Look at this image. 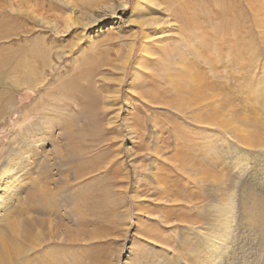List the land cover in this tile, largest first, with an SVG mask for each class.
Wrapping results in <instances>:
<instances>
[{
    "label": "rangeland",
    "instance_id": "rangeland-1",
    "mask_svg": "<svg viewBox=\"0 0 264 264\" xmlns=\"http://www.w3.org/2000/svg\"><path fill=\"white\" fill-rule=\"evenodd\" d=\"M124 1L0 0V163L6 155L21 152L22 142L24 150L38 149L35 182L28 179L26 188L34 189L35 183L54 198L45 201L43 210L26 199L21 203L20 222L34 216L56 223V228H47L48 219L44 221L41 245L29 247L33 243L19 238L18 246L25 252L10 258V264H264V210L259 207L263 204L264 209V0H173L188 16V40L197 37L192 28L201 21L213 51L209 61L200 60L197 66L211 84L232 95L240 114L256 119L254 143L244 141L232 128L196 124L173 108L159 110L147 103L150 115H145L139 99L127 92V83L136 69L132 65L142 39L137 20L150 6L146 0ZM84 13L98 18L97 22L78 24ZM68 15L73 20L66 24L63 19ZM107 32L117 38L107 40ZM169 35L158 38L152 52H161L158 44ZM199 40L191 47V57L204 44ZM124 41L131 46L119 48ZM130 49L125 68H116L119 53L126 56ZM236 54L243 59L237 67ZM146 57L150 66L159 65L158 54ZM213 61L216 73L211 70ZM83 69H95L94 94L99 90L109 96L102 104L108 111L97 110L94 122L85 110L83 116L76 115L80 104L86 105L78 91L84 80L77 76ZM68 76L74 80L66 81ZM73 99L78 106L68 108ZM135 105L145 119L143 140L134 131L130 134L123 121V117L132 120ZM153 112L156 125L162 126L161 140L156 139L162 158L150 174L156 143L148 137L157 131L149 122ZM95 124L101 126L94 131ZM65 128L78 130L74 144L68 142ZM56 142L59 153H55ZM76 148L84 151L80 161ZM194 151L195 163L214 174L223 172L232 186L217 192L213 180L197 182L177 161L166 159L172 153L184 157ZM155 178H160L159 184ZM226 212L233 215L227 226ZM195 216L201 220L200 227L190 224ZM224 229L228 240L220 245L216 235ZM0 260L8 261L5 254H0Z\"/></svg>",
    "mask_w": 264,
    "mask_h": 264
},
{
    "label": "bare ground",
    "instance_id": "bare-ground-1",
    "mask_svg": "<svg viewBox=\"0 0 264 264\" xmlns=\"http://www.w3.org/2000/svg\"><path fill=\"white\" fill-rule=\"evenodd\" d=\"M146 1H147V4H149V6L150 7L152 6L153 8L149 7L150 9L148 8L146 10L145 15L139 20H137V23L141 25L140 28H142L140 30L142 39H141L140 49L138 52L137 59L135 63L132 65V67L134 66L136 69L132 70L131 76L129 75L130 79L127 83L128 84L127 92L131 93L132 95H135L136 96L135 99H139L140 105L142 107L141 109H143L146 116L150 115L147 112L148 111L147 103H153V106L156 108H159V110L162 108H165L168 110L169 108H173L180 115L184 114L185 116H187L188 120L195 122L196 124L198 123L202 126L213 125V126H216L218 129H224V130L232 128L235 132H237L241 136V138L244 141L248 143H254L255 139L253 140V136H254L253 131L255 130H253V125H256V119H253V117L248 114H242V113L240 114V112L236 110L233 104L234 99L232 95L225 89L219 88L218 86L211 84L207 80V76L204 73V71L201 69V67L197 66V62L200 60L203 61L205 59L204 62L209 61V59L211 58L210 52L213 51V49L209 48L210 46H208L206 36L203 33V29H201L202 28L201 27L202 25L200 23L201 21L200 22H198L199 20L196 21L195 26H193L194 28L192 29L197 31L196 32L197 37L195 36V38L200 39L199 44L202 45V43H204L207 46L204 44L201 47L197 46L198 48L194 49L195 56L191 57L192 56L190 54L191 47L197 41L195 38H192V37H190V40H188L189 30L186 25L187 20H185L187 19L188 16H185L183 13H181L182 11L181 12L179 11V9L177 8V5L174 3L173 0H146ZM249 5L252 9V4H249ZM179 6H181V4H179ZM163 13L166 14L165 15L167 16L166 18L161 16V14ZM229 16H230L229 19H232L233 21L237 22V18L234 15H232L233 17H231V15ZM71 19H72L71 16L68 15L63 20L67 24L66 20H71ZM78 20H79L78 24H81L83 26H90V25L95 24L98 18H95L88 13H84L82 18ZM184 20H185V23H184ZM109 28L111 29L113 28V26L109 25ZM101 29L102 28H100L99 30ZM158 31L160 32V36H158ZM171 31H172L171 33L172 35H169L170 34L169 32ZM101 34L103 36V31L101 32ZM165 35H169L170 37L167 40L165 39L164 41H162L160 44L156 43L158 44V48L161 52H159L158 50L157 51L159 53L152 52V48H154L153 47L154 42L157 41L158 38L159 40H162L160 38ZM110 36L111 35H108V32H107V36H106L107 40L117 38L113 36H111L112 38H110ZM90 37L96 38L95 35L90 36ZM185 38L187 39V41L191 42V44L189 45L186 44L187 42H185L184 40ZM171 39L175 43H173ZM102 40H105V36H104V39ZM167 41H168L169 46L166 47L165 43ZM236 42L238 43V41ZM128 44L130 43L124 41V43H120L119 48H126L128 47ZM200 50L202 51V53ZM214 51L217 52L218 50H215L214 48ZM151 53L158 54L157 62H159V65L150 66L148 64L146 56ZM129 55L132 56L131 49L129 50L126 56L119 53L118 58H116V60L119 59L117 60L118 63L116 64V68L118 69L119 67L121 69L125 68V63ZM240 59L241 58L239 55L237 54L234 55V60H235L234 64L236 65V67H237V64H240L239 63ZM241 60L243 61V59ZM94 70L95 69H90V70L83 69L79 71V74L77 77H81L84 80V82L83 84L81 82V84L79 85L80 87L78 91L80 92L81 99H83V101L86 102V105L84 106L80 104L81 110H79L78 113L77 111L75 113L73 111L71 112V114L77 113L76 115L79 116L82 114L84 115V110H85L88 113V115L86 114L85 116L88 117L91 122L95 121L94 114L97 110H101L102 114L104 113V111H108V108H106L102 104L105 103L103 102V99H107V97L109 98V96H107L108 94L104 93L105 91H102L103 93H101L98 90L96 91L98 94L97 95L94 94L95 92L93 90L96 88V84H95L96 80H94V76H95ZM211 70H213L215 73L218 71L217 66L215 67L214 61L212 62ZM101 73L103 72H100V74ZM24 79L25 77H23V81ZM106 79H107L106 77H103V80L105 82H106ZM65 80L71 82V80H74V77L68 76L67 79ZM247 85H249V83H247ZM247 91H248L247 89L244 90V95L247 94ZM70 104L71 105H66V106L68 108H72L73 104L78 106L79 103L77 102V100L73 99V103L70 102ZM128 104H130L131 106V102L128 101ZM134 107L136 108V105ZM139 110L140 109L136 108L135 112H132V111L130 112V117L132 118L131 121L128 122L126 117H123V121L125 122V125L128 128L130 134L133 133L134 131V133L137 134L136 138L138 139L140 138L141 140H143L144 138H142V136L144 134L147 135V133H145L144 126L141 124V122L143 123L145 121V119H143L144 115L142 116L143 118L141 119V116L138 115V113H141V111ZM58 112H61V111L58 110ZM138 118H140V120H138ZM156 119H157L156 113L153 112L152 117L149 122H151L150 124L153 126V128L154 127L157 128V131H155L153 135L150 134L149 137L147 136L148 138H153L155 141L154 143H156V144H152L153 149L151 150V153L153 157L152 159L153 168L150 169V174H153L154 169L158 168V166H156L157 160L162 158L161 149H158V145H157L158 142L156 141L157 138L161 140V138H159L158 136L160 133V129H162L161 128L162 126L158 127L156 125L157 123ZM87 122L89 123V120ZM100 126L99 124L93 125L94 131L98 130ZM76 132H78V130ZM76 132H74V130L72 131V130H68L67 128H65V134L67 135L65 136L68 137L69 139L68 142L70 141V143H73V144L75 143L74 134H76ZM261 134H264V133H261ZM180 137L182 138L184 136L180 135ZM174 139H177V136H174ZM22 144L24 143L22 142ZM22 144L20 148L21 152L16 151L15 154L11 157L9 156V154L8 156L6 155V158L3 159V162L0 163L1 164L0 165V254H5L8 260V261L0 260V264H7L6 262H9L10 258H13V257L16 258L17 253L22 254L23 252H25L24 249H21L18 246L19 238L23 237L26 242L29 241L33 243V244L28 243L29 247H32L35 245L36 246L41 245L42 241L45 242V239L43 238L44 232L42 230V225L44 224V221L46 219H48L47 224H49L47 225V228H49L51 225L52 226L56 225L55 221L51 220L50 218L44 219L43 217L38 218L34 216L26 218L23 224L20 222V218L22 215V213L20 212L21 203H23L26 199L31 200V201L34 200L36 203H35V206L33 207L39 210H43L42 208L47 204V203L45 204V201L49 203L50 200L54 198V197H49V195L45 192L47 189L43 190V188H41L40 185H36L35 183H34V189L28 190L27 188H29V186L26 188L28 179H30V182L34 179L32 178L33 172L35 171L36 163L38 162L40 158L38 159L37 157V155H39L38 149L27 151V150H24ZM146 145H147V148L150 149V146L148 145V143ZM88 146H85V147L88 148ZM54 149H55V153H59L61 147H60V144H58V142H56V145H54ZM75 151H78L76 155L79 156L77 157V160L80 161L79 158L83 157L84 151L79 148H76ZM196 152L197 151H194L190 153L189 155H184V157L179 155V153H176V154L172 153L170 156H166V159H169L172 162L177 161L179 163V165L177 166H179L183 170L187 169L188 170L187 175L192 177L197 182H203L209 179L213 180L214 184H216L215 190L217 192L220 191L219 189L220 187H223L224 189H229V187L232 186L231 183L229 182L230 179L229 178L225 179L224 174H221L223 172L219 173V175L217 173L214 174L210 170H208L207 167L201 166L200 164L202 163L200 164L199 162L195 163V161L192 160L197 157ZM1 155L3 154L1 153ZM29 157H30L29 162L23 161L24 158L28 160ZM0 160H2V156H0ZM167 168L169 169L170 167H167ZM193 173H194V177L192 176ZM159 179L155 178V182L157 184H159L160 182ZM228 195L230 197V194ZM135 196L137 197V195ZM216 196H217L215 197L216 200H218L219 202H223L220 195H216ZM187 197H192V196L187 195ZM195 197H199V195H195ZM229 197L227 199H229ZM230 201L231 200H229V202ZM218 205L215 204V206H218V207H220L221 204H218ZM41 206L43 207L40 208ZM244 206L246 205L244 204ZM261 206H263V204ZM261 206H259L260 209L264 210L263 208H261ZM225 214L227 216H225L224 222L227 226L230 220L229 218L232 217L233 215L231 214V212H226ZM262 220H264V218ZM190 221H191L190 224H192L193 226H199V227L201 226V223L197 224L201 222V220L197 216H195L194 218H190ZM25 222L26 224L27 223L28 224H27V227L25 226L24 228ZM53 227L56 228L55 226ZM225 231L226 229L223 230V233L218 232L221 234L216 235L217 236L216 242L220 245H225L228 240L226 235L224 234ZM53 232L54 230L51 231V233Z\"/></svg>",
    "mask_w": 264,
    "mask_h": 264
}]
</instances>
